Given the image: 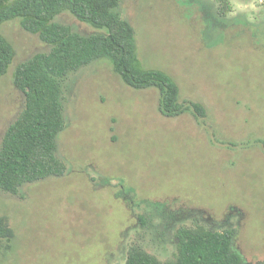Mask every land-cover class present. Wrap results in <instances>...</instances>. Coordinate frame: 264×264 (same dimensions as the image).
I'll list each match as a JSON object with an SVG mask.
<instances>
[{
  "label": "rangeland",
  "instance_id": "rangeland-1",
  "mask_svg": "<svg viewBox=\"0 0 264 264\" xmlns=\"http://www.w3.org/2000/svg\"><path fill=\"white\" fill-rule=\"evenodd\" d=\"M118 11L142 67L169 74L207 117H164L159 91L127 86L106 59L71 74L57 139L66 175L0 192L15 234L0 264H125L135 243L170 261L182 226L234 229L242 264H264V0H121ZM55 21L97 32L69 12ZM1 31L17 56L0 79V146L25 107L15 69L51 49L19 21Z\"/></svg>",
  "mask_w": 264,
  "mask_h": 264
},
{
  "label": "trees",
  "instance_id": "trees-1",
  "mask_svg": "<svg viewBox=\"0 0 264 264\" xmlns=\"http://www.w3.org/2000/svg\"><path fill=\"white\" fill-rule=\"evenodd\" d=\"M121 0H0V79L17 56L13 43L2 33L4 24L19 21L21 27L50 46L15 69L14 86L25 94V107L7 129L0 146V192L19 194L27 184L64 177L66 164L58 156L57 139L66 128L63 82L95 61L109 60L116 75L137 90L159 91V112L167 118L192 114L207 117L205 107L182 100L176 81L166 72L142 67L135 30L118 11ZM224 4V3H223ZM229 10L221 9L222 15ZM69 12L97 32L83 36L55 21ZM237 232L211 231L203 226H182L176 231L174 259L161 261L141 245L133 244L125 264H242L234 249ZM15 234L7 217H0V241L11 248Z\"/></svg>",
  "mask_w": 264,
  "mask_h": 264
}]
</instances>
